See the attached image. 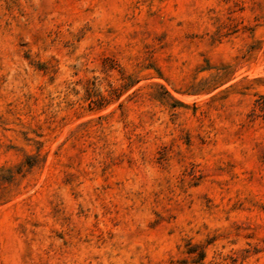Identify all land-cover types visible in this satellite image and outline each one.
Returning a JSON list of instances; mask_svg holds the SVG:
<instances>
[{"label":"rangeland","instance_id":"obj_1","mask_svg":"<svg viewBox=\"0 0 264 264\" xmlns=\"http://www.w3.org/2000/svg\"><path fill=\"white\" fill-rule=\"evenodd\" d=\"M264 0H0V264H264Z\"/></svg>","mask_w":264,"mask_h":264},{"label":"trees","instance_id":"obj_2","mask_svg":"<svg viewBox=\"0 0 264 264\" xmlns=\"http://www.w3.org/2000/svg\"><path fill=\"white\" fill-rule=\"evenodd\" d=\"M258 100L259 101H256V106L252 109L251 114L254 115L258 111L261 113L262 118H264V96H261Z\"/></svg>","mask_w":264,"mask_h":264}]
</instances>
